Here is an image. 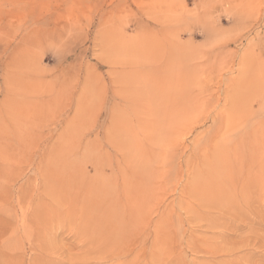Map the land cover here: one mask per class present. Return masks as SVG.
Instances as JSON below:
<instances>
[{
    "label": "rangeland",
    "instance_id": "obj_1",
    "mask_svg": "<svg viewBox=\"0 0 264 264\" xmlns=\"http://www.w3.org/2000/svg\"><path fill=\"white\" fill-rule=\"evenodd\" d=\"M0 264H264V0H0Z\"/></svg>",
    "mask_w": 264,
    "mask_h": 264
},
{
    "label": "bare ground",
    "instance_id": "obj_2",
    "mask_svg": "<svg viewBox=\"0 0 264 264\" xmlns=\"http://www.w3.org/2000/svg\"><path fill=\"white\" fill-rule=\"evenodd\" d=\"M123 68H124V67H123ZM126 71H127V70H126ZM130 71H131V69H130ZM127 73H128V72H127ZM130 75H131V74H130ZM147 75H148V74H147ZM153 76H154V75H153ZM141 77H142V76H141ZM148 77H149V75H148ZM148 79H149V78H148ZM126 80H127V78L124 79V75H121V76L119 77V80H118V81H119L120 84H122L123 87L126 88V87H127V84H128V83H127L128 80H127V81H126ZM132 80H133V79H132ZM129 81H130V80H129ZM129 81H128V82H129ZM145 81H146V80H144V82H145ZM144 82H143V84H144ZM146 82H147V81H146ZM130 83H131V82H130ZM136 84H137V83H136ZM129 85H130V84H129ZM145 85H146V84H145ZM137 87H138V86H137ZM156 87H157V85H156ZM133 88H134V87H133ZM139 88H140V86H139ZM153 88H154V87H153ZM129 90H130V88H129ZM137 90H138V89H137ZM133 91H134V90H133ZM146 91H147V90H146ZM117 92H119V91H117ZM120 92H121V91H120ZM126 92H127V91H126ZM172 92H173V91H172ZM122 93H123V92H122ZM122 93H121V94H122ZM124 93H125V92H124ZM136 93H137V92H136ZM136 93L133 92L132 94H130V93L128 94V92H127V94H124L123 97H121V98H123V100H124L125 102H130V101H132V103H133L134 101L140 102L141 98H140V100L138 99V100H139V101H138L135 97H133L134 94H136ZM143 93H144V92H143ZM146 93H148V92H145V94H146ZM151 93H153V92H151ZM151 93H148L147 95H149V94L151 95ZM158 93H160V92H158ZM169 93H170V92H169ZM117 94H118V93H117ZM145 94H144V95H145ZM156 94H157V92H156ZM118 95H120V94H118ZM132 95H133V96H132ZM138 95H139V94H138ZM147 95H145V96H147ZM152 95H153V94H152ZM157 95H158V94H157ZM154 96H156V95H155V92H154ZM119 97H120V96H119ZM140 97H141V96H140ZM165 97H166V96H165ZM168 97H169V96H168ZM168 97H167V99H170V97H169V98H168ZM149 98H150V96H149ZM149 98H148V99H149ZM154 98L156 99L157 97H153V99H154ZM142 99H143V97H142ZM158 99H159V98H158ZM158 99H157V100H158ZM161 99H163V97H162ZM149 100H150V99H149ZM164 100H166V99H163V101H164ZM78 101H79V100H78ZM141 101H143V100H141ZM159 101H160V100H159ZM159 101H158V102H159ZM161 101H162V100H161ZM161 101H160V102H161ZM145 102H146V101H145ZM152 102H153V101H152ZM155 102H156V101H155ZM130 103H131V102H130ZM163 103H164V102H163ZM76 104H77V103H76ZM135 104H136V103H134V107L136 106ZM155 104H157V103H155ZM166 104H167V103H166ZM149 105H150V104H149ZM152 105H153V104H151V106H152ZM159 105H161V104H159ZM165 106H167V105H165ZM136 107H137V106H136ZM136 107H135V108H136ZM149 107H150V106H149ZM153 107H154V105H153ZM153 107H152V108H153ZM161 107H162V106H161ZM163 107H164V106H163ZM152 108H151V110H152ZM167 108H168V107H167ZM167 108H166V109H167ZM128 109H129V108H128ZM149 109H150V108H149ZM166 109H165V110H166ZM129 110H130V109H129ZM132 110H134V109H132ZM167 110H168V109H167ZM136 111H137V110H135V112H136ZM155 111H156V110H155ZM158 111H159V110H158ZM162 112H163V110H162ZM166 112H167V111H166ZM125 113H126V112H125ZM160 113H161V111H160ZM139 114H140V113H139ZM162 114H163V113H162ZM140 115H141V114H140ZM157 115H158V114H157ZM157 115H156L155 117H157ZM163 115H165V113H164ZM172 116H173V115H172ZM178 116H179V115H178ZM73 117H74V116H73ZM134 117H137V116H134ZM145 117H146V116H145ZM114 119H115V118H114ZM135 119H136V118H135ZM137 119H138V118H137ZM139 120H140V119H139ZM144 120H145V119H144ZM118 121H119L118 123L120 124L121 121H120V120H118ZM178 121H179V118H178ZM134 122H135V121H134ZM137 122H138V121H137ZM139 122H140V121H139ZM163 122H164V121H163ZM123 123H124V124H127V122H123ZM123 123H122V125H123V126H126V125H124ZM129 123H130V122H129ZM146 123H147V121H146ZM113 124H114V123H113ZM119 124H118V125H119ZM135 124H136V123H135ZM173 124H174V123H173ZM141 125H142V124H141ZM151 125L153 126V124H151ZM119 126H121V125H119ZM127 126H129V125L127 124ZM144 126H145V125H144ZM149 126H150V123H149ZM115 127L118 128V126H115ZM146 127H147V128H145V130H146V129L148 130L149 127H148V126H146ZM163 127H164V126H163ZM119 128H121V127H119ZM119 128H118V129H119ZM139 128H140V127H139ZM153 128H154V127H153ZM153 128H152V129H153ZM155 128H157V127H155ZM153 130H154V129H153ZM155 130H156V129H155ZM155 130H154V132H155ZM164 130H165V129H164ZM178 130H179V129H178ZM134 131H136V129H135ZM148 131H149V130H148ZM148 131H147V132H148ZM160 131H161V130H160ZM121 133H122V132H121ZM130 133H131V132H130ZM163 133H164V132H163ZM143 134H144V133H143ZM152 135H153V134H152ZM152 135H151V136H152ZM156 135H157V134H156ZM162 135H163V134H162ZM164 135H165V134H164ZM173 135H174V134H173ZM132 136H133V135H132ZM135 136H136V135H135ZM158 136H159V135H158ZM154 137H155V136H154ZM164 137H165V136H164ZM128 138H129V137H128ZM156 138H157V137H156ZM151 139H152V138H151ZM159 139H160V138H159ZM163 139H164V138H163ZM123 140H124V139H123ZM157 140H158V139H157ZM166 140H167V139H166ZM7 142H8V140H7ZM174 142H175V141H174ZM65 143H66V142H65ZM115 143L117 144V141H116ZM120 143H121V142H120ZM129 143H130V142H129ZM162 143H164V142L162 141ZM172 143H173V142H172ZM125 144H126V143H125ZM127 144H128V143H127ZM127 144H126V145H127ZM131 144H132V142H131ZM131 144H130V145H131ZM257 144H258V143H257ZM121 145H122V144H121ZM128 145H129V144H128ZM132 145H133V144H132ZM154 145H155V144H154ZM159 145H160V143H159ZM2 146H4V145H2ZM155 146H156V145H155ZM54 147H55V146H54ZM16 148H17V147H16ZM120 148H121V147H120ZM156 148H157V147H156ZM235 148H236V147H235ZM255 148H256V147H255ZM261 148H262V147H261ZM6 149H7V148H6ZM155 150H156V149H155ZM16 151H17V150H16ZM130 152H131V151H130ZM252 152H253V151H252ZM10 153H11V152H10ZM65 153H66V152H65ZM126 153H127V152H126ZM131 153L133 154V152H131ZM134 153H136V152H134ZM212 153H213V152H212ZM260 153H261V152H260ZM53 154H54V153H53ZM254 154H255V153H254ZM4 155L6 156V154H4ZM123 155H124V154H123ZM135 155H136V154H135ZM135 155H134V156H135ZM157 155H158V154H157ZM213 155H214V154H213ZM256 155H257V154H256ZM152 156H153V155H152ZM158 156H159V155H158ZM211 156H212V155H211ZM245 156H246V155H245ZM52 157H53V156H52ZM145 157H146V156H145ZM159 157H160V156H159ZM159 157H158V159H159ZM209 157H210V156H209ZM224 157H225V154H224ZM257 157H258V156H257ZM127 158H128V157H127ZM129 158H131V156H129ZM138 158H139V157H138ZM151 158H152V157H151ZM155 158H156V157H155ZM204 158H205V157H204ZM5 159H6V158H5ZM142 159H143V158H142ZM142 159H141V161H142ZM146 159H147V158H146ZM234 159H235V158H234ZM47 160H48V159H47ZM127 160H129V159H127ZM132 160H133V159H132ZM134 160H135V159H134ZM138 160H140V159H137V161H138ZM204 160H205V159H204ZM210 160H212V159H210ZM59 161H60V160H59ZM151 161H152V160H151ZM246 161H247V160H246ZM51 162H52V161H51ZM129 162H130V161H129ZM148 162H149V161H148ZM160 162H161V161H160ZM9 163H10V162H9ZM152 163H153V161H152ZM227 163H228V161H227ZM243 163H244V162H243ZM248 163H249V162H248ZM56 164H57V163H56ZM143 164H144V163H143ZM133 165H134V164H133ZM135 165H136V164H135ZM150 165H151V164H150ZM7 166H8V165H7ZM148 166H149V165H148ZM148 166H147V167H148ZM217 166H218V165H217ZM251 166H252V165H251ZM149 167H150V166H149ZM229 167H230V166H229ZM3 168H4V167H3ZM8 168H9V167H8ZM154 168H155V167H154ZM225 168H226V167H225ZM232 168H233V167H232ZM68 169H69V168H68ZM210 169H214V168H210ZM215 169H216V168H215ZM217 169H218V168H217ZM137 170H138V169H137ZM229 170H231V169H229ZM229 170H227V171H229ZM143 171H145V170H143ZM227 171H226V173H227ZM232 171H233V170H232ZM44 172H45V170H44ZM49 172H50V171H49ZM145 172H146V171H145ZM232 173H233V172H232ZM147 174H148V173H147ZM149 174H150V173H149ZM153 174H154V173H153ZM137 175H138V174H137ZM224 175H225V174H224ZM145 176H147V175H145ZM148 177H149V176H148ZM148 177H147V180H148ZM206 177H207V176H206ZM249 177H250V176H249ZM149 179H150V178H149ZM204 179H205V178H204ZM144 180H145V179H144ZM151 180H152V179H151ZM247 180H248V179H247ZM249 180H250V179H249ZM80 181H81V180H80ZM198 181H199V180H198ZM200 181H201V180H200ZM204 181H205V180H204ZM204 181H203V182H204ZM142 183H143V182H142ZM196 183H197V182H196ZM204 183H205V182H204ZM204 183H203V185H204ZM222 183H223V182H222ZM248 183H249V182H248ZM147 184H148V183H147ZM152 184H153V183H152ZM152 184L150 183V185H152ZM199 184H200V183H199ZM245 184H247V183H245ZM141 185H142V184H141ZM150 185H149V186H150ZM201 185H202V184H201ZM128 186H129V185H128ZM144 186H145V185H144ZM198 186H200V185H198ZM220 186H221V185H220ZM245 186H246V185H245ZM245 186H244L245 189L249 187L248 184H247V187H245ZM150 187H151V186H150ZM201 187H203V186H201ZM221 187H222V186H221ZM221 187H220V188H221ZM223 187H224V186H223ZM140 188H141V186H140ZM147 188H149V187H147ZM215 188H217V187H215ZM231 188H232V187H231ZM201 189H202V188H201ZM217 189H218V188H217ZM217 189H216V190H217ZM197 190H198V188H197ZM197 190H196V191H197ZM199 190H200V189H199ZM199 190H198V191H199ZM210 190H211V189H210ZM213 190H214V188H213ZM242 190H243V189H242ZM248 190H249V189H248ZM139 191H140V190H139ZM230 191H231V189H230ZM136 192H138V191H136ZM225 192H226V190H225ZM240 192H241V191H240ZM245 192H247V191L245 190ZM228 193H229V190H228ZM228 193H227V194H228ZM243 193H244V192H243ZM198 194H200V192H198ZM201 194H202V193H201ZM201 194H200V195H201ZM229 194H231V193H229ZM235 194H236V193H235ZM246 194H247V193H246ZM220 195H221V194H220ZM233 195H234V194H233ZM244 195H245V194H244ZM216 196H217V194H216ZM227 196H228V195H227ZM231 196H232V195H231ZM246 196H247V195H246ZM128 197H129V196H128ZM131 197H133V196H131ZM202 197H203V196H202ZM72 198H73V197H72ZM59 199H60V198H59ZM215 199H216V198H215ZM94 200H95V199H94ZM96 200H97V199H96ZM100 202H101V201H100ZM131 202H132V201H131ZM72 203H73V202H72ZM85 204H87V203H85ZM97 204H98V203H97ZM97 204H96V205H97ZM132 204H133V203H132ZM73 205H74V203H73ZM142 205H143V204H142ZM85 206H86V205H85ZM107 206H108V205H107ZM139 206L142 207L141 205H139ZM139 206H138V207H139ZM105 207H106V206H105ZM105 207H104V208H105ZM140 207H139V208H140ZM96 209H97V208H96ZM106 209H107V208H106ZM106 209H105V210H106ZM107 210H108V209H107ZM137 211H138V210H137ZM80 212H81V210H80ZM104 212H105V211H104ZM82 213H83V212H82ZM82 215H83V214H82ZM84 215H85V214H84ZM127 215H128V214H127ZM54 217H55V216H54ZM79 217H80V216H79ZM102 218H103V217H102ZM67 219H68V218H67ZM86 219H87V218H86ZM86 219H84V220L86 221ZM128 219H129V218H128ZM65 220H66V219H65ZM79 220H80V219H79ZM98 220H99V219H98ZM100 220H104V219H100ZM141 220H142V218H141ZM92 221H93V220H92ZM57 222H58V221H57ZM96 222H97V220H96ZM129 222H130V221H129ZM71 223H72V222H71ZM135 223H137V221H136ZM133 224H134V223H133ZM78 225H79V224H78ZM115 226H116V225H115ZM127 226L130 227L129 224H128ZM112 227H113V226H112ZM112 227H111V228H112ZM81 228H82V227H81ZM81 228H80V229H81ZM108 228H109V227H108ZM118 228H119V227H118ZM114 229H115V228H114ZM119 229H120V228H119ZM127 229H128V228H127ZM84 230H85V229H84ZM91 230H92V229H91ZM113 231H114V230H113ZM80 232H81V231H80ZM87 232H88V231H87ZM108 232H110V231H108ZM120 232H121V231H120ZM90 233H91V232H90ZM94 234H95V232H94ZM98 234H99V232H98ZM101 234H102V233H101ZM117 234H118V233H117ZM82 235H83V234H82ZM84 235H85V234H84ZM102 235H103V234H102ZM106 235H107V234H106ZM110 235H112L111 232H110ZM118 235H121V234H118ZM118 235H117V236H118ZM107 236H108V235H107ZM113 236H114V235H113ZM86 237H87V236H86ZM97 237H98V236H97ZM108 237H109V236H108ZM87 238H88V237H87ZM99 238H100V237H99ZM106 239H107V238H106ZM115 239H116V238H115ZM144 239H145V238H144ZM141 240H142V239H141ZM39 242H40V241H39ZM96 243H97V242H96ZM102 243H103V242H102ZM105 243H106V242H105ZM87 244H88V243H87ZM97 245H98V244H97ZM97 245H96V246H97ZM99 245H100V244H99ZM103 245H104V244H103ZM103 245H102V246H103ZM98 248H99V247H98ZM101 248H102V247H101ZM120 251H121V250H120ZM120 253H122V252H120ZM111 254H112V253H111ZM115 254H116V253H115ZM44 257H45V256H44ZM135 258H136V257H135ZM71 259H72V258H71ZM104 259H105V258H104ZM43 260H44V259H43Z\"/></svg>",
    "mask_w": 264,
    "mask_h": 264
}]
</instances>
